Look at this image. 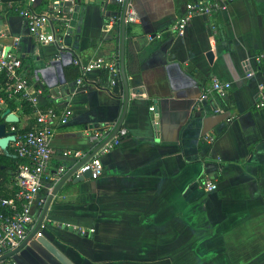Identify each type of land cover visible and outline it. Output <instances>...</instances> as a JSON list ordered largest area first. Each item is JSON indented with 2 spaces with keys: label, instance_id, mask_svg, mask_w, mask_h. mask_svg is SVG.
<instances>
[{
  "label": "crops",
  "instance_id": "1",
  "mask_svg": "<svg viewBox=\"0 0 264 264\" xmlns=\"http://www.w3.org/2000/svg\"><path fill=\"white\" fill-rule=\"evenodd\" d=\"M43 1L35 9L50 11ZM193 1L131 0L138 20L125 32L130 97L122 128L128 135L100 155L99 179L69 181L47 212L42 236L7 258L11 263L63 264L38 242L44 238L74 264H264V107H258L264 61L257 60L264 52V0H233L175 32ZM117 6L116 0H75L68 13L62 3L59 10L71 19L62 51L39 45L20 15L0 11V46L19 39L11 47L34 87L45 89L41 109L72 113L51 141V175L61 165L74 170L99 147L88 134L112 135L122 118L121 67L119 75L92 70L82 84L81 75L71 80L76 59L87 64L119 55L121 66ZM214 80L229 86L228 109L217 94L200 101ZM7 109H0L1 118ZM11 111L22 132L32 128L31 114ZM66 151L83 158L64 157ZM10 152L15 155L12 145ZM205 178L218 189L205 191ZM46 204L36 210L28 238Z\"/></svg>",
  "mask_w": 264,
  "mask_h": 264
},
{
  "label": "built area",
  "instance_id": "2",
  "mask_svg": "<svg viewBox=\"0 0 264 264\" xmlns=\"http://www.w3.org/2000/svg\"><path fill=\"white\" fill-rule=\"evenodd\" d=\"M49 2L48 12H39L35 9L38 0L18 1L0 0V11L6 10L20 15L26 26L39 45L57 44L62 51L63 33L70 27L71 19L63 14L59 7L62 3L75 0H46ZM233 0H196L185 5L183 15L173 26V30L183 33L189 23L196 16L211 17L220 13ZM120 11L114 17L113 22L122 25L124 10L127 0H116ZM72 9H69L71 12ZM68 12V13H69ZM60 21L62 24L54 27L52 20ZM138 17L132 7L128 5L126 13V24L134 23ZM61 35V36H60ZM19 45V39L14 38L13 47ZM258 62L264 61V52L258 56ZM79 66L81 77L77 83L82 84L84 77L89 71L107 69L114 75L120 74V56L116 55L112 60L99 58L84 64L80 59L74 62ZM229 86L214 80L211 86L207 87L200 97V101L210 100L211 96L217 94L220 98L228 95ZM45 94L43 86L34 87L30 78L23 71V61L12 50L11 46H0V109H6V105L13 103L15 110L23 111V104L27 103L32 109L34 124L28 131H21L16 124L9 125L8 131L15 134V141L11 143L18 160L16 174L10 177L13 187V194L10 197L0 198V259L9 252L19 248L27 240L30 228L36 225V210L44 207L45 198L41 197V191L48 186L50 194L68 174L66 166L61 165L54 175L50 174V164L53 158L51 141L59 127L69 124L72 116L70 109L59 111L55 108L42 110L40 98ZM260 102L258 107H264V88L259 94ZM9 109V108H8ZM152 111L155 107H151ZM16 112H14L15 114ZM128 135V131L121 128L117 134L105 144L102 149L88 162L81 166L73 178H82L89 175L92 180L99 179L104 172L100 155L108 153L116 148ZM111 136V132L105 129L95 130L88 134L89 140L100 146ZM210 143L214 137H208ZM64 157L82 159L80 151H66ZM203 188L207 192H214L218 189L215 181L205 178L202 181ZM42 228V226H41ZM41 230L36 237H41ZM0 264H13L7 259L0 260Z\"/></svg>",
  "mask_w": 264,
  "mask_h": 264
},
{
  "label": "water",
  "instance_id": "3",
  "mask_svg": "<svg viewBox=\"0 0 264 264\" xmlns=\"http://www.w3.org/2000/svg\"><path fill=\"white\" fill-rule=\"evenodd\" d=\"M131 2V0H127V4L124 10V15H123V21H122V44H121V73L124 79V84H125V102H124V111H123V115L122 118L119 122V124L117 125L115 131L113 132V134L106 139L99 147L98 149L93 152L92 154H90L88 157H86L85 159H83L81 161V163L71 172H69L66 177L56 185V187L54 188V190L52 191V193L49 196V199L47 201V204L45 206V209L43 211V214L38 222L37 228L35 229V231L33 232V234L17 249H15L14 251L10 252L9 254L5 255L4 257H2L0 260L3 259H7L10 258L14 255H16L17 253H19L28 243L29 241H31L35 235L37 234V232L39 231V229L41 228V226L43 225L44 221H45V217L47 215V212L54 200V198L63 191V189L65 188V186L70 183L69 181H71L73 179V176L75 174V172L81 167L83 166L86 162H88L90 159H92L98 152L100 149H102V147L105 146L106 143H108L116 134L117 132L122 128L123 126V121L126 115V111L128 108V102H129V86H128V80H127V75H126V69H125V32H126V13L128 11V5ZM67 7L70 9L73 7L74 2L69 1L66 3ZM69 9L66 12H69ZM3 45H7V46H12L13 45V41L10 42H3ZM2 120L3 122L0 124V151L7 157L10 158H15V155H12L10 152V145L12 142L15 141L16 137L14 133H10L8 131L9 125L11 124H17L19 123V117L14 114L10 109H7L3 115H2ZM2 169H4V167H1ZM89 175H85L82 178H74V180H72L71 182L73 183H79L81 181H83L84 179H88ZM38 242L45 247L48 251H50L55 257H57V259L59 261H61L63 264H74L72 263L67 257H65L61 251H59L56 247H54L52 244H50L46 239H38Z\"/></svg>",
  "mask_w": 264,
  "mask_h": 264
},
{
  "label": "trees",
  "instance_id": "4",
  "mask_svg": "<svg viewBox=\"0 0 264 264\" xmlns=\"http://www.w3.org/2000/svg\"><path fill=\"white\" fill-rule=\"evenodd\" d=\"M40 6H43L44 9H47L49 6V2L48 1H43L42 4H39ZM118 5V4H117ZM120 11V7L119 5L117 6L116 12L118 14V12ZM58 25H61L62 23L60 21L57 22ZM115 33H117V36H120V25L117 24L116 28H115ZM128 67H129V57H128ZM127 67V68H128ZM137 67V66H136ZM104 71L105 74H107V77L113 76L114 74L111 73L109 70L107 69H102ZM81 75L80 72V68L78 67V65L74 64V66L72 67V78L71 80H77ZM222 105L224 106L225 109L229 108V102L227 101V98H220ZM8 107L11 110H15L16 105L13 103H9ZM23 110L24 113L29 115L32 113V109L30 108V106L27 103L23 104ZM3 122L1 116H0V124ZM17 126H19V123L16 124ZM17 164H18V160L17 158H10L7 157L5 155H0V198L3 197H10L13 194V189H11L9 187V183L7 182L8 178L13 177L16 174V170H17ZM1 167H4V169H2ZM41 195L43 198L47 199L48 195H49V191L47 189L43 190L41 192ZM42 207H39V209H41Z\"/></svg>",
  "mask_w": 264,
  "mask_h": 264
}]
</instances>
